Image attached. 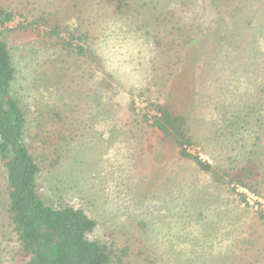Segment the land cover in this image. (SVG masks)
Masks as SVG:
<instances>
[{
    "label": "rangeland",
    "instance_id": "rangeland-1",
    "mask_svg": "<svg viewBox=\"0 0 264 264\" xmlns=\"http://www.w3.org/2000/svg\"><path fill=\"white\" fill-rule=\"evenodd\" d=\"M98 1L80 0V10L74 0H0V5L17 11L10 27L41 10L56 11L72 22L92 15L82 27L93 31L89 44L106 65L102 69L88 59H66L33 39L10 43L17 68L14 92L34 135L33 153L42 168L41 191L49 201L61 199L97 218L93 236L113 243L124 264H195L191 259L211 249L220 230L219 225L214 233L208 231L213 210L229 202L218 199L206 175L179 159L171 145L161 144L157 132L140 116L127 113L128 104L134 99L136 110L145 113L154 101L174 102L194 136L192 151L214 163L215 159L241 162L251 156L264 173V139L246 136L257 126L240 133L235 143L229 137H216L222 131L210 123L211 106L216 92L222 96V84L216 81L215 71L198 68L189 59L179 61L174 49L180 44L178 51H189L183 44L195 34L194 27L184 26L194 20L191 2L182 6L186 20L174 17L153 25L156 30L148 23L136 30L122 20L123 27L118 26ZM85 8L87 12L81 13ZM157 31L165 44L162 50L168 52L161 54L153 45ZM226 83L232 85V79ZM47 139L48 143L42 142ZM5 177L0 164V264H19L15 258L19 242L6 208ZM239 191L245 201L237 205L248 206L246 213H264V182L260 194L244 187ZM245 230L248 250L239 264H264V220L249 219Z\"/></svg>",
    "mask_w": 264,
    "mask_h": 264
},
{
    "label": "trees",
    "instance_id": "trees-1",
    "mask_svg": "<svg viewBox=\"0 0 264 264\" xmlns=\"http://www.w3.org/2000/svg\"><path fill=\"white\" fill-rule=\"evenodd\" d=\"M165 1L98 2L108 15L116 19L118 26L123 27L119 22L122 20L123 24L129 23L136 30H142L148 24L156 30L153 25L163 24L174 17L180 22L186 20L181 15L184 13L182 6L191 2L194 20L191 23L185 21L184 26L194 27L195 34L183 44L189 51L185 54L178 51L180 44L174 49L179 61L189 59L198 68H205L210 73L215 71L216 81L222 84V96L216 92V101L211 106L213 115H210V123L217 131H222L216 137H229L235 143L240 133H247L257 126V130L246 136L264 139V0ZM73 5L80 10L83 8L80 0H74ZM85 12L87 8L81 11ZM16 14L14 8L0 5V164L6 173V208L19 242L16 261L19 264H124L116 255L113 243L93 236L99 226L97 218L75 204L61 199L49 201L43 196L40 186L42 168L33 153L34 135L26 111L14 92L17 68L10 43L33 39L55 52L60 51L66 59L71 56L88 59L104 69V59L95 56V50L89 44L93 31L82 27L86 19L93 17L90 14L84 18L79 16L72 22L56 11L41 10L30 19L8 26ZM183 35L179 33V37ZM9 36L11 40L7 39ZM152 41L161 54L168 52L161 48L165 44L158 31ZM103 72L112 78V73ZM183 74L186 75L187 71L184 70ZM228 79H232V85L226 83ZM241 89L243 93H239ZM150 105L151 111L140 113L132 99L126 111L140 116L141 122L157 132L161 144L171 145L179 159L192 163L206 175L217 191L214 195L219 196L218 199L224 198L229 202L227 207L213 210L210 218L208 231L212 229L211 233H214L220 225L212 239V248L204 250L202 255L198 253L196 260L185 259H191L195 264H239L241 256L248 250L245 225L251 218L254 223L264 220L261 210L250 216L251 213H246L248 206L237 205V201H245L240 187L256 194L262 192L264 173L258 161L251 156L235 163L216 159L214 163L205 159L192 151L191 147L196 144L194 136L189 132L186 116L174 102L154 101ZM33 127L40 130L39 125ZM42 142L48 143V139ZM250 151L255 152L253 148ZM144 226L145 223L141 227ZM223 228L225 233L221 237Z\"/></svg>",
    "mask_w": 264,
    "mask_h": 264
}]
</instances>
